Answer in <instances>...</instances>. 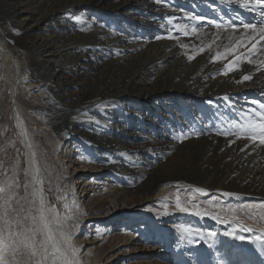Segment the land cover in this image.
<instances>
[{
    "label": "bare ground",
    "instance_id": "obj_1",
    "mask_svg": "<svg viewBox=\"0 0 264 264\" xmlns=\"http://www.w3.org/2000/svg\"><path fill=\"white\" fill-rule=\"evenodd\" d=\"M6 2L0 0V53L7 69L0 112L5 103H17V124L27 149V183L32 192L41 189L43 215L51 232V239L47 230L38 232L15 256L11 248L0 244L9 264H16L15 260L33 264V257L41 259L44 249L45 264H66L65 258L71 264H99L101 253L89 244L91 232L81 233L86 218L102 220L110 208L137 212L157 201L155 192L163 204L161 194L169 196L173 188L187 184L208 192L203 206L210 217L199 213L194 204L190 210L205 229L225 225L220 254L210 247L200 261L189 259L182 239L160 226L162 240L154 252L157 264H264V229L238 222V212L218 203L225 196L245 200L239 208L248 201L264 204V145L236 136H207L212 126L205 120L198 123L196 112L199 106L221 101L233 105L227 112L235 121L257 122L264 112V38L258 31L264 27V8L255 0ZM173 20L178 28L201 29V35L194 32L192 39L184 40L189 45L186 52L174 39L175 30L169 26ZM243 24L256 25L257 31L244 29ZM19 37L24 38L22 46L31 63L17 48ZM237 43L240 47L234 53L213 59L217 51L223 54ZM245 75L251 79L243 80ZM227 125L221 127L228 130ZM69 140L85 151L82 166L105 168V175L118 184L91 212L75 189L63 197L66 210L53 202L48 190L51 185L60 187L59 165L67 157L69 150L64 147ZM213 141L218 143L214 150L197 151ZM183 147L193 155L179 167L170 156ZM33 159L35 165H30ZM23 165L21 157L5 185H19ZM37 166L36 178L42 184L33 180ZM29 194L22 197L18 189L11 191L6 213H11V206L18 217H11L7 224L0 222L6 241L9 224L12 232L23 233L16 240L31 237L30 230L41 226L40 200ZM114 220L109 218L111 223ZM56 248L60 251L55 252Z\"/></svg>",
    "mask_w": 264,
    "mask_h": 264
},
{
    "label": "rangeland",
    "instance_id": "obj_2",
    "mask_svg": "<svg viewBox=\"0 0 264 264\" xmlns=\"http://www.w3.org/2000/svg\"><path fill=\"white\" fill-rule=\"evenodd\" d=\"M10 1L11 0H7L6 3H10ZM174 23L177 24L176 21L173 20V23L169 25L172 31L175 30L174 39L180 45H187V47H183V50L186 52L188 51L189 45L187 41L184 40L192 39L194 32L191 31L194 27L190 25L191 28H189L190 26H188V28H178ZM200 31L201 29H198L197 27L195 34L201 35L202 32ZM84 32L86 33L87 30H84ZM185 32H187L188 35H185ZM23 39L24 38L19 37L20 41L18 42L20 45H17V48L19 52L23 53L27 57L26 59L28 63H31L26 49L24 46H22ZM6 76L7 69L3 64V54L0 53V89L5 87ZM37 84L40 87L42 82L39 81ZM209 104L210 105L207 106H199L196 110L200 116V121L198 119V123H201L202 120H205L209 127L212 126V131L210 133H206L207 136L208 134L209 136L216 137L236 136L237 139H241L247 138V136L250 135L247 132H240L239 130L240 125L245 124L250 119L235 121L233 114L231 112H227L228 109L233 107L232 104L225 101L217 103L212 102ZM219 108H223L222 112H219ZM16 115L17 103L12 100L5 103L2 111L0 112V186L5 185L13 171L15 163L17 160H19V158L22 157L24 165L21 170L20 183L16 187L13 186L11 191L14 193L18 189L21 193L20 196L24 197L30 193L29 197L32 198V191L27 183V169L25 168L27 149L23 143L22 136L19 131ZM257 122L260 123L263 121L258 119ZM222 124H228L230 129H223L221 127ZM101 130L102 129H100V131ZM225 133L230 134L226 135ZM174 136L179 137L176 134H174ZM249 140L261 147L259 140ZM67 143L64 147L65 149L69 150L67 157L64 158L63 164L59 165V170L62 175V178H60V187L51 185L48 190L51 194L53 202L59 203L61 209L64 210V195L71 191L70 189H75L73 191L74 194L81 201H83L86 211L91 212L96 205L103 202L105 198L109 197L107 191L111 187L114 186L115 189L118 187L117 181L105 175V168L99 167L93 170L91 169L92 167L90 165L86 167L82 166L80 164V158L85 154V151L75 148L74 142L70 140ZM217 146V141H213L208 142L207 145H201L196 149L199 152H205L212 151ZM174 152L171 154L170 158L173 159L174 165L179 167L184 165V163L187 162L188 159L193 155L189 154L184 147L178 152V155H175L176 153ZM248 156L251 155L248 154ZM90 171L93 174H90ZM100 173L104 174L100 176ZM131 183L133 182L131 181ZM197 188L198 187L194 184H187L181 187L173 188L169 196L161 194V196L165 198V201L163 202L164 205L159 204L155 192L153 194V198L157 199V201L155 200L145 204L139 208L137 212H131L133 214L127 211L123 212L110 208L107 212V216L102 220H99L100 216L93 217L90 220L86 218L81 233L86 231L91 232V240L89 241V244L90 246H94L93 251L95 250L96 253H101V260L99 259V264H153L154 261V264H157L154 252L158 246L157 244H161L162 240V229L160 226H166L165 228L170 230L171 234H175L182 239L186 254L189 259L200 261L203 254L206 253L205 251L207 248L210 247H212V251L220 254V249L222 248L221 230L225 228V225L220 223L215 228L214 226H216V224H213L214 226H212L211 229L206 230L205 227L200 223L198 216L196 217L197 214H193L190 211L192 204H194V207L199 211V213L207 218L210 217L208 216L210 215L209 213L206 214L208 212V207L203 206L205 205L204 201L207 199L206 195L208 192H197ZM212 193L215 195L222 194V192L220 194L219 191L215 190H213ZM7 201H9V196L7 199H0V217L3 218L0 219V222L2 221L6 224L12 221L11 217H18L15 208L11 206L9 207L11 213H6V208H8ZM169 202L175 205V209L170 207L171 203ZM221 202L229 205V209H233L232 212H238L237 219H240L238 222L247 223L249 226L255 227L258 230L264 229L263 203L260 204L259 202L257 203V201H248L244 207L239 208V205H243L245 200H237L235 198H233V200H229L225 196H223L222 201L220 199L218 203L221 204ZM162 207H165L164 211H166V214L163 212ZM109 218H114L115 220L111 223L109 222ZM125 229H127V231H125ZM6 233L8 236V231ZM4 235L5 233L3 232V236ZM128 239L129 241L126 242ZM116 251H118L117 254L114 257L108 259V256ZM32 260L33 264H36V261L40 259L38 257H33ZM15 263L20 264V262L17 260H15ZM42 264H45L44 261H42ZM52 264L57 263L55 261ZM173 264H175V262H173Z\"/></svg>",
    "mask_w": 264,
    "mask_h": 264
},
{
    "label": "snow or ice",
    "instance_id": "obj_3",
    "mask_svg": "<svg viewBox=\"0 0 264 264\" xmlns=\"http://www.w3.org/2000/svg\"><path fill=\"white\" fill-rule=\"evenodd\" d=\"M255 3L257 5H260L262 8H264V0H255ZM244 7H248V5L246 4V5H244ZM262 15H264V12H262ZM197 19H200V18H197ZM213 23H215V22H213ZM217 27H219V25H217ZM236 27L237 26L235 24L232 25L233 30H235ZM242 27L244 29H251L253 32L257 31V26L253 25V24H243ZM258 31L260 32L262 38H264V27L259 28ZM192 32H196L195 27L192 29ZM184 34L188 35L187 32H185ZM182 47H187V45H182ZM209 47H211V45H209ZM239 47H240V43H237L234 48H226L224 50L223 54L221 52L217 51L215 56L213 57V59L214 60L224 59L228 54L234 53L235 49L239 48ZM203 51H204V48H201L200 52H203ZM189 59H194V57L189 56ZM237 62H238V60H237ZM248 62L253 63L252 60H249ZM262 63H264V62H262ZM232 67H233V65L230 63L228 65L229 70H231ZM242 79L243 80H250L251 76L245 75L242 77ZM259 119L261 121H264V112L259 114ZM239 130H240V132L249 133L250 135L247 136L248 139L259 140L260 144L264 145V122L257 123L255 121L249 120L245 124L240 125ZM225 134L227 135L230 133H225ZM34 155L35 154L33 153V156ZM30 165H35L34 159L30 161ZM38 174H39V167L37 166L34 168L33 180L37 184H42V181L36 178ZM11 188H12L11 184H6L4 186H0V194H3V195H0V199H7V197L11 195V191H10ZM196 191L203 193V192H205V189L197 188ZM31 195L33 196L34 199L39 198V200H40V204H41L40 224H41V226L31 229L30 230L31 234H32L31 237H25V239H22V240H16V238L21 237L23 235V233L12 232L10 224L8 225L9 233H8V240L7 241L5 240V238L3 236L2 230H0V244H3L5 249L11 248L13 256H15L16 252L19 251L20 248L27 247L28 246L27 241L29 239L34 238L37 235V233L40 231L47 230L48 238L51 239V232H50V229H48V222L43 215V205L45 203V200L41 194V189H34V191L31 193ZM24 199H26V198H24ZM17 203H19V201H17ZM65 207H67V206H65ZM0 219H3V218L0 217ZM37 223H38V221H37L36 217H33V224H37ZM248 230L250 231L251 229H248ZM211 235H214V234H211ZM229 235H231V233H229ZM240 239H243V237H240ZM8 241H15V243H9ZM59 251H60L59 248L55 249V252H59ZM74 251H75V249H73V252ZM45 254H47V249H44V251L41 255V259L37 260L36 264H42V261H43ZM52 255L55 256V253H52ZM65 259H66V264H71V261H67V258H65ZM0 264H9V262L4 258L3 252H0ZM24 264H29V262L26 260V261H24Z\"/></svg>",
    "mask_w": 264,
    "mask_h": 264
}]
</instances>
